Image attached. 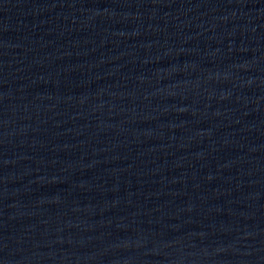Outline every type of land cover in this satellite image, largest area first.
Returning <instances> with one entry per match:
<instances>
[{
  "label": "water",
  "instance_id": "1",
  "mask_svg": "<svg viewBox=\"0 0 264 264\" xmlns=\"http://www.w3.org/2000/svg\"><path fill=\"white\" fill-rule=\"evenodd\" d=\"M0 264H264V0H0Z\"/></svg>",
  "mask_w": 264,
  "mask_h": 264
}]
</instances>
